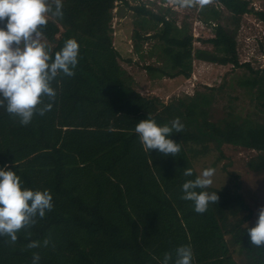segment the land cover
Wrapping results in <instances>:
<instances>
[{
	"label": "trees",
	"instance_id": "1",
	"mask_svg": "<svg viewBox=\"0 0 264 264\" xmlns=\"http://www.w3.org/2000/svg\"><path fill=\"white\" fill-rule=\"evenodd\" d=\"M135 1L62 0L63 19L49 17L42 30L53 60L66 40L78 42L75 76L56 78L52 109L27 126L0 108V168L16 172L23 188L50 191L54 204L30 239L23 231L15 245L0 237V264H32L34 252L39 264H161L171 252L174 264L179 246L192 248V264H264V247L250 245L247 229L256 223L237 173L230 171L224 185L197 189L219 196L203 214L181 199L183 183L200 175L197 160L221 153L223 144L255 150L249 167L264 172V65L242 63L238 39L244 15L264 21V9L254 0L194 7L213 32L196 47L190 14L179 24L166 0ZM124 8L136 14L133 51L150 80L190 78L196 59L246 70L228 86L225 77L167 102L142 93L114 41V18ZM257 40L263 52L264 35ZM148 41L154 43L145 50ZM149 116L160 126L176 118L185 126L169 137L180 144L176 157L144 151L135 127ZM186 168L192 176H184ZM32 240L42 246L24 250Z\"/></svg>",
	"mask_w": 264,
	"mask_h": 264
},
{
	"label": "clouds",
	"instance_id": "2",
	"mask_svg": "<svg viewBox=\"0 0 264 264\" xmlns=\"http://www.w3.org/2000/svg\"><path fill=\"white\" fill-rule=\"evenodd\" d=\"M182 8L203 7L210 0H172ZM62 0H0V108L22 126H27L38 114L44 116L55 102L57 92L52 84L61 74L75 76L79 62V44L68 39L55 53L45 41L43 28L49 23V17L63 19ZM45 98L47 101L45 102ZM179 118L160 126L150 116L141 120L135 127V133L145 152L158 150L165 156L176 157L180 144L169 137L173 133L184 131ZM7 167V166H5ZM184 176L193 175L186 168ZM215 169L206 168L194 180L182 185L181 199L193 202L194 211L203 214L210 203H217L216 192L197 191L213 184ZM54 208L53 196L48 190H31L22 187L21 177L16 172L0 168V237L7 238L9 245H15L18 234L23 231L25 239H30V229L38 219H43ZM250 245L264 247V207L259 209L257 224L247 229ZM50 239L43 241L47 247ZM40 241L32 240L24 250L41 247ZM41 257L33 253L32 264H39ZM193 251L190 246L175 249L174 264H192ZM161 264H173V253H165Z\"/></svg>",
	"mask_w": 264,
	"mask_h": 264
},
{
	"label": "rangeland",
	"instance_id": "3",
	"mask_svg": "<svg viewBox=\"0 0 264 264\" xmlns=\"http://www.w3.org/2000/svg\"><path fill=\"white\" fill-rule=\"evenodd\" d=\"M132 4H136L135 0ZM164 5L172 6L178 15V23L184 18L185 14H190L188 19L192 23L193 34L195 37V46L202 47L203 43L199 40L202 35L212 36L213 32L206 28V24L199 21L196 18L197 11L194 8H182L172 2V0H166ZM252 5L258 9H264V0H254ZM123 16H116L114 18L113 35L115 45L123 54L122 63L130 71L131 74L137 80V88L144 94L158 95L165 102L169 100V97L174 95H183L195 92L196 87L207 85L209 87L218 86L227 77V86L232 77L236 74L243 73L245 68H233V65L218 66L209 62L194 60L193 72L190 78H184L179 76L176 78L164 77L161 79L150 80L146 70L143 68V61L139 59V56L133 51V41L131 35L135 29L138 28L136 24L137 17L132 9L124 8ZM264 35V21L257 19L254 14L246 13L244 15L243 26L239 33L240 42V56L242 63L246 61H252V65L257 66L258 63L261 66L264 65V51L260 50L258 38ZM154 43L148 41L145 43V50H149L150 46ZM132 58V62L128 59ZM256 61H255V60ZM259 66V65H258ZM231 83V82H230ZM247 103V99L244 100ZM241 104H243L241 102ZM241 108H239V112ZM219 110V113L221 109ZM242 113V112H241ZM218 114V113H217ZM244 114V113H242ZM221 150L224 156L218 150H213L205 156H202L196 162L197 169L201 174L206 168L215 169V174L212 177L213 184L211 186L224 185L229 178V172L237 173L241 177L242 190L252 210L253 215L250 222L256 223L258 220L259 209L264 207V172L254 171L249 167V161L251 158L257 156V152L252 148H246L243 146H235L230 144H223ZM228 164V165H227ZM249 210L244 211L245 213Z\"/></svg>",
	"mask_w": 264,
	"mask_h": 264
}]
</instances>
